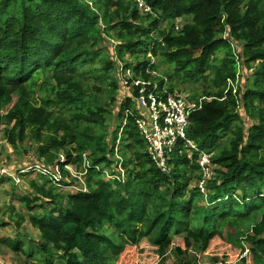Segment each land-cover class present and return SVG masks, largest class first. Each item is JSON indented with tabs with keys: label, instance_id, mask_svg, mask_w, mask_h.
I'll list each match as a JSON object with an SVG mask.
<instances>
[{
	"label": "trees",
	"instance_id": "trees-1",
	"mask_svg": "<svg viewBox=\"0 0 264 264\" xmlns=\"http://www.w3.org/2000/svg\"><path fill=\"white\" fill-rule=\"evenodd\" d=\"M142 1L151 12L135 0H0V134L18 155L27 141L23 153L35 149L18 169L40 168L20 200L41 211L30 220L42 250L59 264H137L145 247L157 264L170 253L176 264H264V0ZM118 61L161 88L168 77L169 93L181 80L180 93L211 99L188 129L213 153L206 194L199 153L180 145L164 174L132 118L119 139L134 103L119 95Z\"/></svg>",
	"mask_w": 264,
	"mask_h": 264
},
{
	"label": "built area",
	"instance_id": "built-area-1",
	"mask_svg": "<svg viewBox=\"0 0 264 264\" xmlns=\"http://www.w3.org/2000/svg\"><path fill=\"white\" fill-rule=\"evenodd\" d=\"M137 3L141 9L151 12L142 0H137ZM223 39L228 40L227 32L223 35ZM232 49L239 70L236 80H228V91L233 89V94L236 95L242 74V63L238 48L233 45ZM148 73L158 77L155 72L148 71ZM117 79L119 95H122L123 102L132 101L134 103L133 108L124 112V126L120 135L132 118L146 144L147 154L164 174L170 173L169 163L180 145H183L180 151L187 152L190 159L196 152L199 153L198 161L202 174L199 189L206 194V185L214 176L213 153L200 151L198 145L189 139L188 129L191 116L202 110L204 103L211 99L204 97L192 100L187 95L169 93L163 89L164 87L161 88L158 82L137 76L134 68L127 67L121 61L117 64ZM116 157L119 159L117 149ZM5 175H9V172L2 169L0 178ZM246 256L247 253L242 258Z\"/></svg>",
	"mask_w": 264,
	"mask_h": 264
},
{
	"label": "rangeland",
	"instance_id": "rangeland-1",
	"mask_svg": "<svg viewBox=\"0 0 264 264\" xmlns=\"http://www.w3.org/2000/svg\"><path fill=\"white\" fill-rule=\"evenodd\" d=\"M135 1L137 2V0ZM164 65H166V63L163 60L159 61V68L162 72L169 69L168 66ZM84 70L88 71L89 66H86ZM94 75H99V73H95ZM162 78L164 79L163 89L169 92L168 88L170 87L171 82L166 76ZM89 83L92 87L97 88L101 85L99 81L95 79V77L91 78ZM172 85H174L175 90L177 91L175 93L181 95H190V92H185L183 94L180 93L179 90L188 89V84H183V81L174 80ZM45 96L52 97V94L47 91L43 93L38 92L37 99H41V97ZM120 138L121 137H119V139ZM29 145L31 146V143L27 141L21 148L22 154L18 155L15 153L14 149L3 139V134H0V171L4 169L10 174L11 169H16L11 173L12 178H10V180L0 179V240L7 238L11 241L20 242L23 245L22 251H15L6 244H1L0 248L2 252H0V264H46V262L50 259H52L50 261H53L54 264H59L61 261H59L57 258H50V256L42 250L43 248L40 244V234L38 233L37 228L33 227L31 224L30 217L34 213H41V211L37 210L36 212H31L27 205L20 200V198L31 196L32 190L28 180L35 179L36 174L40 169L38 168L37 172H34L31 177L28 176L29 174H25L29 173V169H27L26 172L18 171V169L24 170L26 168L25 164H28V166L34 165V163L37 161L35 149H31L28 150L27 153H23L25 149H28L27 146ZM22 162H25V164H23L25 166H21ZM69 169L72 175L76 174L73 167H69ZM106 173L108 174V172ZM110 176L111 175H109V177ZM82 179L84 181L83 177ZM78 181L81 182L80 180ZM80 185L81 183L78 186ZM21 215L25 217L24 220H21ZM18 223H21V227H18ZM177 261L178 259L176 255L174 253H170L166 258L165 264H176ZM205 262L207 263L208 261ZM157 263L158 257L149 247H145L142 250L137 260V264Z\"/></svg>",
	"mask_w": 264,
	"mask_h": 264
}]
</instances>
